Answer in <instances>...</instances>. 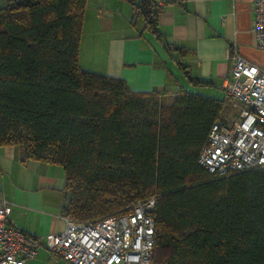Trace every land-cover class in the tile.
I'll list each match as a JSON object with an SVG mask.
<instances>
[{
  "label": "trees",
  "instance_id": "trees-1",
  "mask_svg": "<svg viewBox=\"0 0 264 264\" xmlns=\"http://www.w3.org/2000/svg\"><path fill=\"white\" fill-rule=\"evenodd\" d=\"M86 3L0 6V147L60 166L62 213L74 220L118 215L153 197L152 264H264V166L217 176L197 161L231 97L179 89L157 105L164 91H132L82 68ZM157 15L144 13V27L162 38ZM185 77L211 84L188 70Z\"/></svg>",
  "mask_w": 264,
  "mask_h": 264
},
{
  "label": "crops",
  "instance_id": "crops-1",
  "mask_svg": "<svg viewBox=\"0 0 264 264\" xmlns=\"http://www.w3.org/2000/svg\"><path fill=\"white\" fill-rule=\"evenodd\" d=\"M253 1L166 0L156 18L163 37L157 38L144 27L142 16L132 15L124 0H87L79 64L89 71L119 77L136 92L157 90L170 96L179 89L189 90L193 84L185 70L211 81L199 87L224 92L235 52L264 67V48L258 46L252 30ZM174 46L188 51L181 54L172 49ZM231 103L230 98L225 117L233 108ZM63 181L60 166L37 160L23 162L18 147H0V200L10 202V220L27 234L45 237L64 229ZM29 261L57 264L45 247Z\"/></svg>",
  "mask_w": 264,
  "mask_h": 264
},
{
  "label": "built area",
  "instance_id": "built-area-1",
  "mask_svg": "<svg viewBox=\"0 0 264 264\" xmlns=\"http://www.w3.org/2000/svg\"><path fill=\"white\" fill-rule=\"evenodd\" d=\"M133 16L157 12L166 0H127ZM252 30L264 48V0L253 1ZM223 90L238 108L234 118L214 122L201 147L198 163L208 172L225 176L264 166V67L235 52ZM153 197L135 202L121 214L95 221L64 216V229L33 237L10 220L11 204L0 200V264H23L45 247L70 264H152L155 220Z\"/></svg>",
  "mask_w": 264,
  "mask_h": 264
},
{
  "label": "rangeland",
  "instance_id": "rangeland-1",
  "mask_svg": "<svg viewBox=\"0 0 264 264\" xmlns=\"http://www.w3.org/2000/svg\"><path fill=\"white\" fill-rule=\"evenodd\" d=\"M8 0H0V6H4L7 3ZM125 3H127L129 9L131 8V6L129 5L130 3L127 0H124ZM142 20V18H140ZM140 20V21H141ZM189 90L191 92H195V93H200L203 95H221L224 96V92L221 89H208V88H202L199 86H190ZM174 95H170V96H166V95H160V96H156L155 99L152 100V102L154 104L157 105H166V104H170L173 100ZM229 112H227V117H232V116H236L238 113L237 108H229ZM51 257H53L55 259V261H57V264H68L65 260L61 259V258H56L54 256L51 255ZM31 261L26 262L25 264H30ZM45 264H50V262H46Z\"/></svg>",
  "mask_w": 264,
  "mask_h": 264
}]
</instances>
